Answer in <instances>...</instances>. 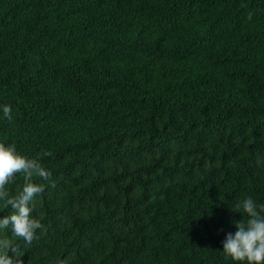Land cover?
I'll return each instance as SVG.
<instances>
[{
	"label": "trees",
	"instance_id": "trees-1",
	"mask_svg": "<svg viewBox=\"0 0 264 264\" xmlns=\"http://www.w3.org/2000/svg\"><path fill=\"white\" fill-rule=\"evenodd\" d=\"M0 103L51 173L23 264H232V205L264 201V0H0Z\"/></svg>",
	"mask_w": 264,
	"mask_h": 264
},
{
	"label": "clouds",
	"instance_id": "clouds-1",
	"mask_svg": "<svg viewBox=\"0 0 264 264\" xmlns=\"http://www.w3.org/2000/svg\"><path fill=\"white\" fill-rule=\"evenodd\" d=\"M12 113L11 104L0 103V120L11 122ZM256 164L264 167V152L257 153ZM17 175L23 182L10 194L7 186ZM50 175L39 159L18 151L15 143L0 141V264H23L17 241L30 244L42 228L33 215L32 202L44 190L42 181ZM3 209H9L7 215H3ZM231 210L239 213L241 219L232 222L234 232L225 233L222 253L232 264H264V201L245 195L235 200ZM5 231L10 234L2 235Z\"/></svg>",
	"mask_w": 264,
	"mask_h": 264
}]
</instances>
